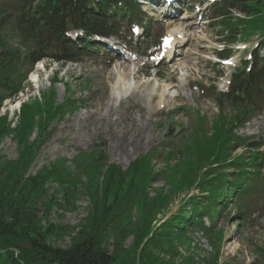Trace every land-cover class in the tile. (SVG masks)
<instances>
[{
  "label": "rangeland",
  "instance_id": "obj_1",
  "mask_svg": "<svg viewBox=\"0 0 264 264\" xmlns=\"http://www.w3.org/2000/svg\"><path fill=\"white\" fill-rule=\"evenodd\" d=\"M4 1L6 2L0 0V2ZM6 6L8 12L14 15L16 9H11L8 3ZM179 10L181 13L173 16L172 21L168 17L167 22H157L155 25L156 35L161 32L160 26L163 27V34L165 28L170 24L174 25L173 21L185 19L184 16H187L185 21L190 25L187 28L190 41L182 47V52L171 66L167 69H164L166 65L162 66L163 76L156 75L157 69L147 70L144 74L146 67L142 66L139 60L133 61L124 54L118 57L119 60L110 59L106 61L107 63L105 61L95 63L85 59L78 64L52 63L47 68L46 65L50 61H44V68L41 63L39 68L37 65L34 67L28 74L24 94L4 101L0 117L6 115L9 120H17L20 110L17 109L19 103L15 104L16 101L30 102L36 100L43 92L49 94L50 81L56 71H60V76L72 84L70 106L74 110L50 125L51 139L43 144L41 152L29 169V174L36 175L43 166H49L59 159L66 161V166L74 170L80 152L89 151L96 146H100L101 149L106 146L105 153L109 162L118 164L123 170H129L131 164L139 157L150 152H158L152 159V169L159 174V178L151 183L149 197L152 198L162 192L168 194L170 202L167 208L156 213L155 228L176 212L185 199L194 194L198 195V189L185 188L182 191L175 190L170 196L171 180L167 174L171 171L175 172L178 166L183 164V160H178L176 157L197 132H200L197 136L205 137L206 132L212 135L213 127L219 126L225 129L229 125V121L220 122L219 115L223 107L218 105L215 97L217 92H213L211 88L216 86L217 91L225 89V83L229 79L225 76L230 75L240 66L241 59L248 57L249 51L257 46L260 37L256 36L246 43L239 44L244 52L236 51L233 54V65L214 66L208 58L214 51L224 46L225 32L220 33L219 28L210 20L199 25L201 20L198 18V9L194 10L190 7L187 0L179 4ZM232 13L240 15V12L235 10ZM150 14L155 18L160 16L159 13L152 11ZM10 33L8 37L11 43L18 46L20 40L12 32ZM146 39L147 37L140 41ZM139 47L140 45L134 51L137 57H141L145 52L143 49L138 50ZM231 47L234 50L237 48L235 45ZM22 49H24L23 43ZM122 63H125L123 65L127 69L121 67ZM142 68L144 71L139 70L138 76H134L138 69ZM223 72L225 75L221 78L219 75ZM166 73L169 75L166 76ZM31 74L39 76L38 81H34L33 84L30 81L33 76ZM133 77L134 81H132ZM128 82L129 84L133 82L134 88H128ZM196 85H199V89ZM165 87L167 96L163 100L164 103L159 106L160 95ZM56 92L59 102L69 98L63 82L56 85ZM13 106L15 108L12 110ZM175 111L181 112L175 116L177 113ZM224 113L228 118L234 116V111L229 107L224 108ZM200 127L205 132H202ZM239 135L248 141L264 143V110L256 113ZM246 149L247 146H243L234 153L247 152ZM168 151L175 155L168 158L166 155ZM0 152L4 159H15L16 141L11 137L6 138L0 143ZM196 164L195 161V167ZM57 186L56 181H50L49 194L56 191ZM59 200L62 204L66 202L61 195ZM75 201L76 204L67 209L56 205L49 210L46 207L45 212L41 213L45 228H47L46 220L73 227L82 224L89 213L91 197L86 192H80ZM128 206L129 209L124 211L123 217L110 226L107 235L104 234L103 246L107 249L111 248L113 244L118 243L119 238L124 241L123 247L128 250L127 254L130 256L137 244L136 226L141 224L139 215L142 216L139 214L138 204L129 203ZM164 216L166 218H163ZM191 216L186 220L189 221ZM49 240L57 242V246L61 249L67 248L70 241L72 242L71 237L64 239V237L50 236ZM174 240L176 242L172 245ZM162 245L168 251L163 252L161 248L154 247L152 252L164 263L264 264V182L254 184L248 196L243 197L241 201L235 199L218 217L216 229L201 234L196 233L190 225H186L184 231L177 236L170 234L169 237H165ZM19 253L18 249L16 255Z\"/></svg>",
  "mask_w": 264,
  "mask_h": 264
},
{
  "label": "trees",
  "instance_id": "obj_2",
  "mask_svg": "<svg viewBox=\"0 0 264 264\" xmlns=\"http://www.w3.org/2000/svg\"><path fill=\"white\" fill-rule=\"evenodd\" d=\"M64 1L42 0L40 5L35 0H21L16 4V20L10 26L6 19L8 15L0 10V108L3 100L10 96L5 91L18 89L13 88L14 81L6 74L17 62L28 60L33 64L48 54L62 57L52 54L53 50L65 45L61 35L50 36L42 29L51 27L52 23L63 26L60 6ZM229 4L238 7L246 16H255L238 18L232 24L233 29L238 23L246 24V31L264 29V0H237L238 5L230 0ZM51 11L53 17L49 18ZM8 31L16 33L28 46L27 52L9 45ZM260 71L264 76V60L260 63ZM232 87L234 92L228 102L234 116L229 119V125L225 129L215 126L212 135L206 132L205 137L197 136L200 134L197 132L176 157L183 160V164L175 172L167 174L171 180L170 196L175 190L185 188L198 189V195L185 199L176 212L168 218L163 217L165 222L157 228L154 226L156 213L168 207L170 197L162 192L149 197L151 183L159 178L152 169L154 153L139 157L129 170H123L118 164L109 163L106 146L103 149L96 146L80 152L74 170L66 166V161L59 159L32 175L29 174L32 163L43 144L51 139L49 127L63 117L67 104L58 103L57 94L52 89L50 94L24 104L15 126L8 116L0 117V143L9 136L17 143L15 159H4L0 152V264H172L161 262L159 256L152 252L153 248L168 251L162 245L163 239L170 234L177 236L186 225L195 231L207 232L203 217L211 209L220 211V205L226 207L224 191L246 193V185L252 175L260 174L264 169V151L259 150L260 146L254 152L230 159L233 150L249 143L235 131L245 125L256 109L253 93L239 91L246 86L234 78ZM236 92L245 98L237 96ZM220 122L224 123L225 118L221 116ZM200 130L205 132L202 127ZM101 142L105 143L104 140ZM166 155L169 158L175 154L169 151ZM50 181L58 183L52 194L48 188ZM80 192H86L92 202L83 223L73 227L46 220L45 228L41 217L44 209L47 207L49 210L53 205L64 206L65 209L74 206ZM60 195L66 201L63 204L59 200ZM129 203L138 204L142 216L139 215L141 224L136 226L137 244L130 256L123 247L124 241L119 238L111 248L103 246L104 234L107 235L110 226L123 217ZM190 215L191 219L187 221ZM50 236L71 237L72 242L64 250L57 246V242L50 241ZM25 243H31V246H22ZM18 249L20 253L16 255Z\"/></svg>",
  "mask_w": 264,
  "mask_h": 264
},
{
  "label": "bare ground",
  "instance_id": "obj_3",
  "mask_svg": "<svg viewBox=\"0 0 264 264\" xmlns=\"http://www.w3.org/2000/svg\"><path fill=\"white\" fill-rule=\"evenodd\" d=\"M172 53H173V51L170 52V54H172ZM211 58H213V57H211ZM121 67H123L124 69H127L126 66L123 65V64L121 65ZM120 73H121V72H120ZM121 74H122V73H121ZM31 78H32L33 81H37V76H36V75H33ZM173 81H174V80H173ZM166 92H167V88L165 87L164 90L161 92V95H160L161 98H160V101H159V106H160L161 104L164 103L163 100H164L165 97L167 96V95H166ZM18 106H19V105H18ZM18 106H17V107H18ZM14 108H15V106H13L11 109L13 110ZM156 108H158V107H156Z\"/></svg>",
  "mask_w": 264,
  "mask_h": 264
},
{
  "label": "water",
  "instance_id": "obj_4",
  "mask_svg": "<svg viewBox=\"0 0 264 264\" xmlns=\"http://www.w3.org/2000/svg\"><path fill=\"white\" fill-rule=\"evenodd\" d=\"M27 245H30V243H28Z\"/></svg>",
  "mask_w": 264,
  "mask_h": 264
}]
</instances>
